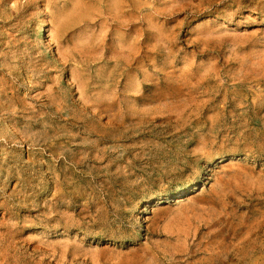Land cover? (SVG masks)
Wrapping results in <instances>:
<instances>
[{
  "label": "rangeland",
  "instance_id": "1",
  "mask_svg": "<svg viewBox=\"0 0 264 264\" xmlns=\"http://www.w3.org/2000/svg\"><path fill=\"white\" fill-rule=\"evenodd\" d=\"M0 264H264V0H0Z\"/></svg>",
  "mask_w": 264,
  "mask_h": 264
},
{
  "label": "bare ground",
  "instance_id": "2",
  "mask_svg": "<svg viewBox=\"0 0 264 264\" xmlns=\"http://www.w3.org/2000/svg\"><path fill=\"white\" fill-rule=\"evenodd\" d=\"M107 15V14H106ZM122 20V19H121ZM46 36V35H45ZM68 50V49H67ZM84 52V51H83ZM81 55H82V53H81ZM85 56V55H84ZM74 72V71H73ZM20 103V102H19ZM32 119V118H31ZM33 120V119H32ZM35 123V122H34Z\"/></svg>",
  "mask_w": 264,
  "mask_h": 264
}]
</instances>
